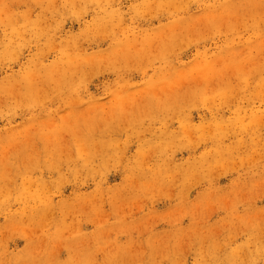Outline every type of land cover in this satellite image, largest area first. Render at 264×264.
<instances>
[{
	"label": "rangeland",
	"instance_id": "1",
	"mask_svg": "<svg viewBox=\"0 0 264 264\" xmlns=\"http://www.w3.org/2000/svg\"><path fill=\"white\" fill-rule=\"evenodd\" d=\"M0 264H264V0H0Z\"/></svg>",
	"mask_w": 264,
	"mask_h": 264
},
{
	"label": "bare ground",
	"instance_id": "2",
	"mask_svg": "<svg viewBox=\"0 0 264 264\" xmlns=\"http://www.w3.org/2000/svg\"><path fill=\"white\" fill-rule=\"evenodd\" d=\"M221 72V71H220ZM206 74V73H205ZM207 76V75H206Z\"/></svg>",
	"mask_w": 264,
	"mask_h": 264
}]
</instances>
